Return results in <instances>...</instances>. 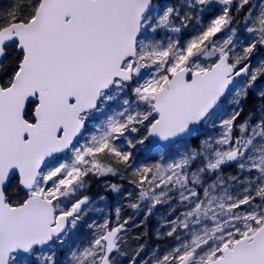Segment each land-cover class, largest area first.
I'll return each mask as SVG.
<instances>
[{"label":"snow or ice","instance_id":"6c2138e0","mask_svg":"<svg viewBox=\"0 0 264 264\" xmlns=\"http://www.w3.org/2000/svg\"><path fill=\"white\" fill-rule=\"evenodd\" d=\"M0 264H264V0H0Z\"/></svg>","mask_w":264,"mask_h":264},{"label":"trees","instance_id":"16d2710c","mask_svg":"<svg viewBox=\"0 0 264 264\" xmlns=\"http://www.w3.org/2000/svg\"><path fill=\"white\" fill-rule=\"evenodd\" d=\"M3 4H7L8 0H2Z\"/></svg>","mask_w":264,"mask_h":264}]
</instances>
